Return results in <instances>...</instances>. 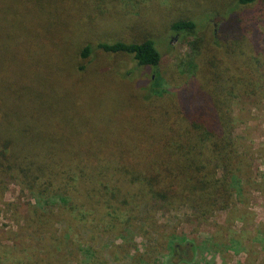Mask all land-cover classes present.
<instances>
[{
    "label": "trees",
    "instance_id": "obj_1",
    "mask_svg": "<svg viewBox=\"0 0 264 264\" xmlns=\"http://www.w3.org/2000/svg\"><path fill=\"white\" fill-rule=\"evenodd\" d=\"M144 1L0 0V203L9 212L3 199L18 186L36 198L29 229L63 230L51 234L43 255L24 239L23 248L1 245L0 264H66L68 246L77 245L73 257L82 246L67 240L75 223L92 242L106 223L116 239L137 229L140 210L152 204L189 207L203 223L255 188L235 137L234 104L264 99V47L255 28L264 0H196L205 9L198 15L168 17L171 34L191 38L186 58L162 55L148 35L94 37L104 25L128 29L129 15L144 20ZM28 13L35 20L18 19ZM117 59L128 65L112 74ZM172 64L182 83L169 88L161 72ZM147 73L150 85L142 86ZM136 83L138 93L127 96L124 87ZM68 130L70 145L61 141ZM144 224L159 233L154 214Z\"/></svg>",
    "mask_w": 264,
    "mask_h": 264
},
{
    "label": "rangeland",
    "instance_id": "obj_2",
    "mask_svg": "<svg viewBox=\"0 0 264 264\" xmlns=\"http://www.w3.org/2000/svg\"><path fill=\"white\" fill-rule=\"evenodd\" d=\"M14 2L17 4L18 0H14ZM144 2L146 12L144 20L139 17L134 19L135 17L131 15L124 18L129 23L128 29H131L124 30L126 31L125 35H123L124 31H120L117 26L104 25L100 26L99 32L96 33L97 36L94 37L109 41L115 38L134 40L148 35L156 40L157 48L162 55L168 58L188 57L191 38H181L171 34L168 30L170 22L168 17H193L198 15V12L205 10L204 7L196 0H145ZM115 6L123 8L121 5ZM110 7L109 11L113 12L114 9ZM12 14L13 12H6V20L9 24H11L9 16ZM150 15L153 16L150 17ZM35 18V14L29 15V19L25 14L18 17L19 20L27 19V21L35 20ZM255 28L261 45L264 47V20ZM141 32L142 35L139 34ZM100 60L98 59V61ZM114 65L115 71L112 69V74L118 69L120 71L125 69L128 64L125 59H117ZM97 68L98 66L94 68L95 71ZM13 73L17 75L19 69L16 68ZM161 73L169 88L182 83L174 64ZM0 74H4V72L0 71ZM113 77L111 82L115 85L113 92L118 93V90L120 91L117 86L118 82L116 77ZM150 77L151 73L143 76L142 82L145 83L142 86L150 85L148 82ZM134 78H137V75H134ZM85 81L89 87L94 89L95 93L99 92V89L91 84L90 78H86ZM139 87L141 86L138 83L126 85L124 92L127 96L134 95L138 93ZM110 99L115 100V97L111 95ZM234 114L241 121V125L235 131V137L239 138L244 145L241 153L251 160L255 188L244 197H236L233 208L218 212L202 223L198 219V214L189 207H182L174 212L166 209L163 205L152 204L140 210L139 219L142 221L138 219V228L122 231L120 239L115 238L118 236L116 230L106 226V222L111 221V218L108 221L103 220L106 221V224L100 226L101 232L96 233L94 242L88 239L86 233L80 234L79 226L83 223H75V229L73 227L74 230L71 232L72 238L68 237L67 240L72 245V241L76 244L77 240L82 239V246H79L74 257L71 256L70 249L72 246H75L76 249L77 245L68 246L66 259L69 258V260L66 264H264V99L236 102ZM130 119L132 117L129 115ZM71 134L72 132L68 130L61 141L70 145ZM92 134L97 138L100 137L94 132ZM60 137L61 134L56 139L58 140ZM3 202L11 205V209L9 207L10 211H5L6 205L3 206L0 203V210L2 209V213H0V247L1 245L10 247L19 245L20 248H23L20 242L21 239H24L27 245L43 255V244L44 246L45 243L54 244L49 241L51 234L60 235V232L63 231L60 224H56L55 228L51 230V234L38 231L36 227L29 229L28 227L32 226L30 223L27 225L30 212H32L30 208L36 205V198L18 186L12 185L8 189ZM153 214L159 229L157 235H151L148 231L150 229L146 228L144 224V219ZM35 218L40 221L37 216ZM100 219H102L101 216ZM87 222L91 223L94 228L97 226L93 220ZM21 229L24 230L21 231ZM102 231H106L108 234L104 236L101 234ZM53 248L52 246L49 250L51 251ZM78 251H80V256H78ZM25 252L30 251L27 249ZM16 257H20V255H16ZM21 261L22 257L14 260L15 263H21ZM43 264H48V262Z\"/></svg>",
    "mask_w": 264,
    "mask_h": 264
}]
</instances>
